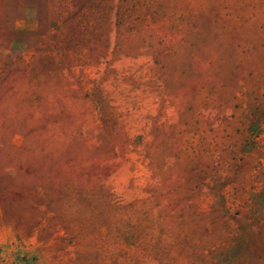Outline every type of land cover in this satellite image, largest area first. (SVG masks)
I'll list each match as a JSON object with an SVG mask.
<instances>
[{
  "label": "rangeland",
  "instance_id": "374dc122",
  "mask_svg": "<svg viewBox=\"0 0 264 264\" xmlns=\"http://www.w3.org/2000/svg\"><path fill=\"white\" fill-rule=\"evenodd\" d=\"M0 264H264V0H0Z\"/></svg>",
  "mask_w": 264,
  "mask_h": 264
}]
</instances>
